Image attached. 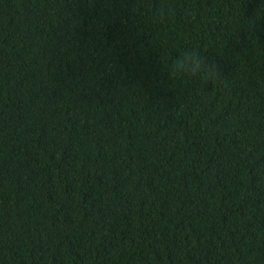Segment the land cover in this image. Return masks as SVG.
I'll list each match as a JSON object with an SVG mask.
<instances>
[{
  "label": "trees",
  "instance_id": "16d2710c",
  "mask_svg": "<svg viewBox=\"0 0 264 264\" xmlns=\"http://www.w3.org/2000/svg\"><path fill=\"white\" fill-rule=\"evenodd\" d=\"M0 264H264V0H0Z\"/></svg>",
  "mask_w": 264,
  "mask_h": 264
},
{
  "label": "clouds",
  "instance_id": "9594fccd",
  "mask_svg": "<svg viewBox=\"0 0 264 264\" xmlns=\"http://www.w3.org/2000/svg\"><path fill=\"white\" fill-rule=\"evenodd\" d=\"M169 75L187 76L197 80L201 86L221 82V70L216 63L206 61L195 50H186L182 56L171 60L167 65Z\"/></svg>",
  "mask_w": 264,
  "mask_h": 264
}]
</instances>
